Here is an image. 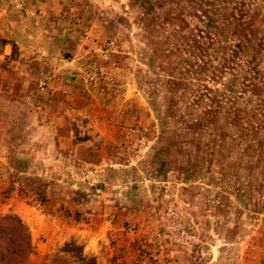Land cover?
<instances>
[{
	"label": "rangeland",
	"instance_id": "rangeland-1",
	"mask_svg": "<svg viewBox=\"0 0 264 264\" xmlns=\"http://www.w3.org/2000/svg\"><path fill=\"white\" fill-rule=\"evenodd\" d=\"M3 2L0 214L26 226V264H79L59 251L71 240L95 264H264V43L243 91L184 76L171 37L202 30L187 0ZM157 64L180 76V120L198 85L240 97L224 145L209 136L222 119L197 131L162 116Z\"/></svg>",
	"mask_w": 264,
	"mask_h": 264
},
{
	"label": "trees",
	"instance_id": "trees-1",
	"mask_svg": "<svg viewBox=\"0 0 264 264\" xmlns=\"http://www.w3.org/2000/svg\"><path fill=\"white\" fill-rule=\"evenodd\" d=\"M187 1L190 3L189 7L194 9L191 15L201 23L202 30L199 35L193 36L189 32L187 35L180 36L173 33L171 37L176 46L182 45V50L188 53V57L182 59V64L185 63L186 66L184 76L188 79V75L193 72L192 81H220L225 75L230 76L228 81H235L240 77L243 81L241 83L243 91H245L244 81L257 80L260 75H258L257 64L264 43L260 37L262 34L260 28L264 26V0H199L201 5H198L195 0ZM173 31L176 32L174 28ZM189 57L190 60L187 59ZM192 57L195 61L191 64ZM168 65L165 67L156 65L157 72L160 74L163 73L164 68L167 70L164 72H167L165 75L169 77L164 81H167L169 94L172 96L167 106L172 112L168 109L169 112L166 110V114L162 116H171L174 118V123L176 121L180 124L184 123L185 128L191 127L197 131L201 128L207 129L210 123H216L218 120L220 122L222 119L217 129H213L217 135L212 137L211 130L209 136L214 139L212 143L224 145V138L221 137L224 136V130L235 127V115L240 107L234 99L240 97L234 96L231 93L233 90L229 89L227 91L229 93L225 92L224 98V94L218 90L198 85L201 89L199 91L195 89L193 96L183 103L185 114L180 120L179 114L176 115L178 96L175 93V90L180 87V83L175 81H180V76L175 77L176 67ZM185 87L186 85H182L183 92ZM221 98H223L222 101L225 100V105L227 104L222 117H220ZM198 108H201L200 113H195ZM158 119L161 129L162 117ZM31 248L29 232L21 220L13 214H0V264H26ZM59 251L72 254L79 264H95V258L82 254L80 246L75 245L73 240L65 242Z\"/></svg>",
	"mask_w": 264,
	"mask_h": 264
},
{
	"label": "crops",
	"instance_id": "crops-1",
	"mask_svg": "<svg viewBox=\"0 0 264 264\" xmlns=\"http://www.w3.org/2000/svg\"><path fill=\"white\" fill-rule=\"evenodd\" d=\"M9 11H10V9H9L8 3L3 2V4L0 6V21L5 20L7 18ZM0 33H1V31H0ZM4 37H6V36L4 35ZM19 48H20V50L22 49L20 55L23 56V54L26 52V48H23L21 46Z\"/></svg>",
	"mask_w": 264,
	"mask_h": 264
}]
</instances>
